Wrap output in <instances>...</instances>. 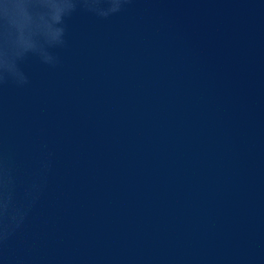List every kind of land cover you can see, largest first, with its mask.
Returning <instances> with one entry per match:
<instances>
[{
    "label": "water",
    "instance_id": "95a60500",
    "mask_svg": "<svg viewBox=\"0 0 264 264\" xmlns=\"http://www.w3.org/2000/svg\"><path fill=\"white\" fill-rule=\"evenodd\" d=\"M0 93L17 202L0 264H264V0H133L68 20Z\"/></svg>",
    "mask_w": 264,
    "mask_h": 264
},
{
    "label": "clouds",
    "instance_id": "9594fccd",
    "mask_svg": "<svg viewBox=\"0 0 264 264\" xmlns=\"http://www.w3.org/2000/svg\"><path fill=\"white\" fill-rule=\"evenodd\" d=\"M133 0H0V93L8 85L30 84L22 65L35 58L41 65L61 64L56 50L68 46L67 20L77 12L108 20L127 10ZM51 160L41 162V173L25 188L17 202L12 168L0 153V253L6 242L25 223L46 183Z\"/></svg>",
    "mask_w": 264,
    "mask_h": 264
}]
</instances>
